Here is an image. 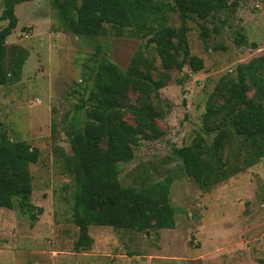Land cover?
Returning <instances> with one entry per match:
<instances>
[{"label": "rangeland", "instance_id": "rangeland-1", "mask_svg": "<svg viewBox=\"0 0 264 264\" xmlns=\"http://www.w3.org/2000/svg\"><path fill=\"white\" fill-rule=\"evenodd\" d=\"M14 13L17 25L6 46L24 48L28 58L20 80L0 86V136L38 150L37 163L29 166L28 200L36 221L19 210L17 200L12 209L0 208V264H264V158L204 192L184 174L174 154L199 136L213 143L217 130L205 118L216 85L223 76H233L238 65L264 55V0H240L234 11H221L205 22L186 21L189 53L203 61L196 73L187 66L163 70L154 51L145 48L148 37L64 32L50 0L20 3ZM169 23L181 26L176 13ZM5 26L0 22V30ZM236 32L245 36L246 45L233 43ZM139 50L147 58L141 69L163 82L148 100L160 117L154 130L146 131L148 137L132 147L133 159L120 166L119 179L122 186L139 189L172 178L168 199L175 209L174 227L92 226L91 246L75 251L74 182L63 166L71 156L67 131L74 116L83 118L78 107L98 61L125 71ZM9 57L8 52L6 62ZM141 100L136 91L122 100L118 111L126 125L136 126L133 111Z\"/></svg>", "mask_w": 264, "mask_h": 264}, {"label": "trees", "instance_id": "trees-1", "mask_svg": "<svg viewBox=\"0 0 264 264\" xmlns=\"http://www.w3.org/2000/svg\"><path fill=\"white\" fill-rule=\"evenodd\" d=\"M28 1L33 0L3 1L0 22L6 26L0 30V86L17 83L28 58L24 48L6 46V38L17 25L14 8ZM239 1L50 0V6L64 32L78 37L124 33L148 37L145 48L154 51L163 70L187 66L196 73L203 69V61L189 53L186 21L195 17L205 22L221 11H234ZM171 13L178 15L179 28L169 23ZM233 43L244 46L247 40L236 32ZM146 60L139 50L122 71L100 59L88 94L78 107L83 118L74 116L69 125L71 156L63 160V166L74 182L71 218L79 230L75 251L91 246L88 228L92 226L137 231L174 227L175 209L168 199L172 178L139 189L124 187L119 179L120 166L133 159L132 147L148 137L146 131L154 130V120L160 117L148 100L163 82L144 73L141 66ZM129 91L142 95L139 108L133 111L134 127L126 125L118 111ZM205 119L217 130L213 143L209 145L199 136L174 154L184 174L208 192L264 158V55L238 65L233 76L219 80ZM38 157V150L26 142L0 136V208L12 209L17 200L19 210L29 213L33 222L36 216L28 203L32 193L29 166L37 163Z\"/></svg>", "mask_w": 264, "mask_h": 264}]
</instances>
